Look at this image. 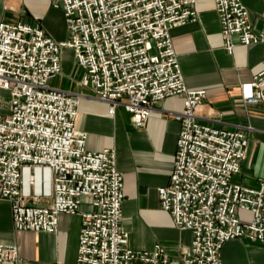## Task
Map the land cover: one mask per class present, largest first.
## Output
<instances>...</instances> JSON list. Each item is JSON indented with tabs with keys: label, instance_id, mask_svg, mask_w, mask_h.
Wrapping results in <instances>:
<instances>
[{
	"label": "built area",
	"instance_id": "1",
	"mask_svg": "<svg viewBox=\"0 0 264 264\" xmlns=\"http://www.w3.org/2000/svg\"><path fill=\"white\" fill-rule=\"evenodd\" d=\"M197 0H51L62 13L67 39L56 42L27 22L0 23V91L8 92L0 114V201L10 206L15 231L57 232L61 214L80 215L74 264H170L159 244L129 247L122 226V174L113 149L86 150L76 129L79 93L50 86L62 73L61 53L70 49L83 70L80 85L108 105L122 106L135 127L145 126L154 105L183 97L174 114L179 133L174 166L160 207L178 229L191 233L181 264H221L233 240L264 244V181L258 189L236 182L246 158V127L233 130L199 122L204 90H189L171 31L197 19ZM224 50L264 43L240 0H214ZM262 69L241 84L245 105L264 108ZM92 210L81 212L83 199ZM240 212L251 215L240 219ZM0 264H24L15 244L0 243ZM54 264H63L56 262Z\"/></svg>",
	"mask_w": 264,
	"mask_h": 264
},
{
	"label": "crops",
	"instance_id": "2",
	"mask_svg": "<svg viewBox=\"0 0 264 264\" xmlns=\"http://www.w3.org/2000/svg\"><path fill=\"white\" fill-rule=\"evenodd\" d=\"M240 1L249 11L254 30L263 31L264 0ZM195 9L194 22L171 31L184 84L189 90L206 92L196 109L200 123L225 130L247 128L246 158L235 180L244 187L258 189L264 181V108L243 103L241 84L250 82L262 69L264 43L243 46L232 37L235 48L229 55L224 50L214 0H197ZM19 22L40 27L56 42L67 39L62 13L52 7L51 0H0V23ZM61 64L62 73L50 81V86L83 96L76 129L87 135L86 150H115L116 167L123 179L122 226L129 235V247L150 251L159 244L168 253L170 264H181L191 233L175 227L171 216L161 209L158 189L168 185L173 170L179 133L174 114L183 110V97L171 96L154 105L145 126L138 128L122 106L111 114L106 103L80 85L83 70L76 66L70 49L62 50ZM71 77L77 78L78 87L71 86ZM2 107L0 104V114ZM90 210L84 198L81 212ZM239 217L247 222L251 215L240 212ZM81 222L80 215L61 214L54 234L15 231L10 206L0 201V243L15 244L24 264H74ZM220 258L221 264H264V244L233 240L223 246Z\"/></svg>",
	"mask_w": 264,
	"mask_h": 264
},
{
	"label": "rangeland",
	"instance_id": "3",
	"mask_svg": "<svg viewBox=\"0 0 264 264\" xmlns=\"http://www.w3.org/2000/svg\"><path fill=\"white\" fill-rule=\"evenodd\" d=\"M32 15V13H30ZM9 16H13V15H9ZM33 16V15H32ZM11 18V17H10ZM70 68V66H68ZM77 78H74V77H71L70 78V83H71V86L72 87H78V83H77ZM53 84V83H52ZM9 99V94L8 92H1L0 93V104L3 106L2 107V112L1 114L3 115H6L7 111H6V108H7V104H6V101Z\"/></svg>",
	"mask_w": 264,
	"mask_h": 264
}]
</instances>
